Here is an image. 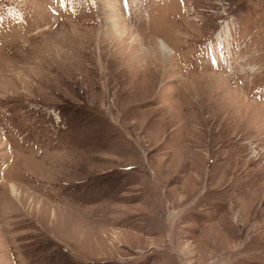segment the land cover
Segmentation results:
<instances>
[{"label": "rangeland", "instance_id": "374dc122", "mask_svg": "<svg viewBox=\"0 0 264 264\" xmlns=\"http://www.w3.org/2000/svg\"><path fill=\"white\" fill-rule=\"evenodd\" d=\"M0 264H264V0H0Z\"/></svg>", "mask_w": 264, "mask_h": 264}, {"label": "bare ground", "instance_id": "6f19581e", "mask_svg": "<svg viewBox=\"0 0 264 264\" xmlns=\"http://www.w3.org/2000/svg\"><path fill=\"white\" fill-rule=\"evenodd\" d=\"M12 191L15 192V189L12 187Z\"/></svg>", "mask_w": 264, "mask_h": 264}]
</instances>
